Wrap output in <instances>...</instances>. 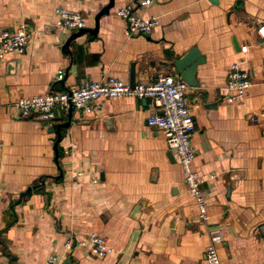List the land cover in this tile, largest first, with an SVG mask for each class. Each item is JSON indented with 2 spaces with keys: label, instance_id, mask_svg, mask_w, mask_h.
I'll return each instance as SVG.
<instances>
[{
  "label": "crops",
  "instance_id": "0c3cea01",
  "mask_svg": "<svg viewBox=\"0 0 264 264\" xmlns=\"http://www.w3.org/2000/svg\"><path fill=\"white\" fill-rule=\"evenodd\" d=\"M110 2L0 0V29L23 23L35 29L25 53L0 62V264H45L67 238L91 232L114 252L98 258L77 247L70 264H118L136 230L127 264H206L212 231L222 233L223 264H264V0H114L96 35L72 38L78 31L56 27L57 7L82 11L91 29ZM130 2L139 14L158 18L150 34H126L116 10ZM193 47L206 58L198 84H188L187 101L196 122L193 164L206 178L207 219L169 155L164 131L148 124L160 111L151 98L104 99L97 113L72 109L59 143L64 176L55 180L58 135L23 117L17 99L85 80L130 82L132 63L136 82L162 73L180 77L174 60ZM237 60L253 84L243 102L229 104L223 96ZM69 115L70 109L57 124ZM42 176L44 189L36 190Z\"/></svg>",
  "mask_w": 264,
  "mask_h": 264
},
{
  "label": "built area",
  "instance_id": "2783aa9c",
  "mask_svg": "<svg viewBox=\"0 0 264 264\" xmlns=\"http://www.w3.org/2000/svg\"><path fill=\"white\" fill-rule=\"evenodd\" d=\"M55 13L58 28L79 31L88 27L87 18L80 10L57 7ZM116 13L125 21V32L128 36L148 35L159 24L156 16L139 14L134 2L119 7ZM34 31V27L26 23L16 29H0V62L11 54L25 53ZM260 32L264 37V26L260 28ZM247 49V45L241 48L244 53ZM62 77L63 73H60L58 78ZM252 82V75L243 67L242 61L233 62L223 100L229 104L243 102ZM188 89L189 85L186 81L169 73L159 74L149 82H136L134 86L113 76L100 80H85L64 90L51 89L44 93L21 97L14 103V107L25 118H33L46 123L47 126H55L63 113L70 108L84 113H97L102 110L104 99L151 98L160 111L148 117V124L164 131L167 147L182 166L187 190L196 202L199 215L207 219L208 200L202 189L206 178L195 169L193 164L196 150L192 137L196 131V122L187 101ZM78 175H81V172H78ZM93 181L97 182L98 177H94ZM221 239L220 231L210 232L209 243L205 249L206 264H223L217 246ZM77 247H86L98 258H104L114 252V248L108 244L103 235L91 232L82 240L77 238L74 241V236L67 238L62 251L51 252L45 264H62Z\"/></svg>",
  "mask_w": 264,
  "mask_h": 264
},
{
  "label": "water",
  "instance_id": "95a60500",
  "mask_svg": "<svg viewBox=\"0 0 264 264\" xmlns=\"http://www.w3.org/2000/svg\"><path fill=\"white\" fill-rule=\"evenodd\" d=\"M214 2H216V0H212ZM114 6V0H111V2L105 7V9H103L98 15H97V20H96V26L95 28H84L79 30L77 33H75L73 35L72 38H76L78 36H80L83 33L86 32H90L92 33V35H96L99 29V18L100 16L109 13L110 9ZM71 38V39H72ZM206 58L201 55L200 51L198 50L197 47H193L192 49H190V51L184 53L182 56H180L179 58L174 60V64L175 67L178 71V73L180 74V77L186 81L189 85L192 86H196L198 84V81L196 80V74L198 71V66L205 63ZM130 84L131 85H135L136 84V68H135V63H132L131 66V79H130ZM72 109L70 108V115H69V119L64 122V123H59L56 126H51L50 127V131L57 133L58 135V139H57V143L55 144V149H58V142L61 141L62 139V129L64 128H68L71 124L72 121ZM108 123H111V121H107ZM169 155L173 156V153L170 152ZM33 191V188H29L26 191H24L21 194L20 199H23L24 197H26L27 195L31 194ZM139 234L140 231L136 230L134 232V235L131 239V242L128 246V248L126 249V251L123 253L120 261L118 264H127L128 261L130 260L135 246L137 244L138 238H139ZM71 263V258L68 257L65 259V261L62 264H70Z\"/></svg>",
  "mask_w": 264,
  "mask_h": 264
},
{
  "label": "trees",
  "instance_id": "16d2710c",
  "mask_svg": "<svg viewBox=\"0 0 264 264\" xmlns=\"http://www.w3.org/2000/svg\"><path fill=\"white\" fill-rule=\"evenodd\" d=\"M59 143H60V141L58 142V149H56V151H57V153H56V162L58 164V167H59L60 172H59L58 175L54 176L55 180H57V181L62 180L63 179V176H64V169H63L62 163L60 162V157L63 154V150H62L61 146L59 145ZM45 176H42L40 178V181H39L40 183L38 182L35 185H33V188H35L36 190H42V189H44L43 181L45 179ZM29 188H31V186Z\"/></svg>",
  "mask_w": 264,
  "mask_h": 264
}]
</instances>
